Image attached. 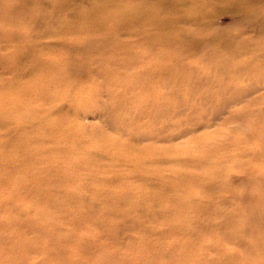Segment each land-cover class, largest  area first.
I'll use <instances>...</instances> for the list:
<instances>
[{
	"label": "rangeland",
	"instance_id": "1",
	"mask_svg": "<svg viewBox=\"0 0 264 264\" xmlns=\"http://www.w3.org/2000/svg\"><path fill=\"white\" fill-rule=\"evenodd\" d=\"M100 6L0 0V264H264V0Z\"/></svg>",
	"mask_w": 264,
	"mask_h": 264
},
{
	"label": "bare ground",
	"instance_id": "2",
	"mask_svg": "<svg viewBox=\"0 0 264 264\" xmlns=\"http://www.w3.org/2000/svg\"><path fill=\"white\" fill-rule=\"evenodd\" d=\"M102 1H103V0H93V5H94V7H93L92 11L95 12L96 14L104 15V14L107 13V11H109V10H107L106 8H103V7L100 6V3H101ZM184 5H185V3H184ZM128 15H129V14H125V13H123V16H124V17H128ZM79 17H80V19L83 21V22H82V25L85 24V23H86V21H85V17H86V15H84V16H79ZM60 28L62 29V27H60ZM62 30H63V29H62Z\"/></svg>",
	"mask_w": 264,
	"mask_h": 264
}]
</instances>
